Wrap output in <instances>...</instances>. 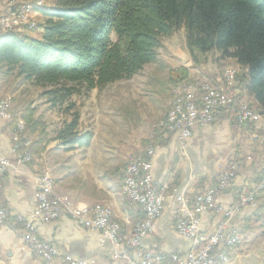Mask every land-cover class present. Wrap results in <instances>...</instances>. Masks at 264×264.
<instances>
[{"label": "trees", "instance_id": "trees-1", "mask_svg": "<svg viewBox=\"0 0 264 264\" xmlns=\"http://www.w3.org/2000/svg\"><path fill=\"white\" fill-rule=\"evenodd\" d=\"M40 10L46 19L37 36L0 33V72L49 87L43 95L53 106L133 77L156 61L163 36L185 27L193 66L202 65L212 52L234 59L246 69L243 90L264 117V0H54ZM189 70L179 66L171 71L173 88ZM231 112L234 117L235 108ZM23 118L26 135L40 136L32 151L43 150L45 128L35 110ZM79 126L75 112L53 139L66 150L87 149L94 133L81 132ZM156 138L161 137L156 133ZM257 210L264 226V206Z\"/></svg>", "mask_w": 264, "mask_h": 264}, {"label": "crops", "instance_id": "crops-1", "mask_svg": "<svg viewBox=\"0 0 264 264\" xmlns=\"http://www.w3.org/2000/svg\"><path fill=\"white\" fill-rule=\"evenodd\" d=\"M13 6L8 0H0V13L10 11ZM35 16L38 24L46 19L42 12H36ZM38 31L40 33L42 28ZM23 33L35 35L32 31ZM249 97L253 100L252 96ZM29 104L27 98H13L12 111L16 116L23 117L30 109ZM13 133L14 122L0 117V157L11 161L0 188V209L8 211V217L0 225V264H69L66 255L99 264H124L123 258L115 257L118 251L113 245L100 243L98 231L82 226L69 215H63L54 222L36 223L40 238L56 245L61 256L44 260L28 249L24 243L25 231L18 221L32 217L37 206V176L45 164L53 173V195L69 196L82 207L110 204L117 222L121 224L123 237H128L134 224L144 218V211L121 194L123 175L109 176L108 167L98 174L91 170L80 176L76 171L70 175L61 172L70 166L89 163L93 144L84 155L75 150L63 155L61 142L55 140L43 153L46 163L34 160L18 163L12 151ZM105 158L107 162L108 157ZM230 166L236 170L235 179L218 195L215 206L202 215L201 231L207 237L221 223H225L228 234L241 230L244 223L254 219L256 211H259L257 209L264 206L262 192L257 197L256 207L246 206L231 218L225 216V212L236 204L241 190L256 188L264 177V128L238 125L230 114L222 111L215 124L196 126L185 145L175 135L161 137L156 145L152 174L165 194V203L154 230L143 239L142 247L181 255L195 248L194 241L182 236L176 229L180 208L176 196L185 193L193 198L216 183L220 173ZM229 254L236 253L231 251Z\"/></svg>", "mask_w": 264, "mask_h": 264}, {"label": "built area", "instance_id": "built-area-1", "mask_svg": "<svg viewBox=\"0 0 264 264\" xmlns=\"http://www.w3.org/2000/svg\"><path fill=\"white\" fill-rule=\"evenodd\" d=\"M14 6L5 13H0V33L20 31L24 22L23 13L25 1L38 0H8ZM238 73L223 69L216 80L185 81L177 86L175 98L177 105H171L168 119L158 127L165 135H175L177 140L185 145L193 135L196 126L215 124L217 116L222 111L235 108L233 117L238 125H255L264 128L262 113H251V104L242 100V85ZM0 117L8 122H14L12 151L18 163L33 160V140L26 135V122L23 117L16 116L12 111V101L0 99ZM156 145L150 142L143 153L129 157L125 167L122 184L129 188V198L144 211V218L134 224L128 237L121 235V224H116V217L111 206L82 207L69 196L53 195L52 176L50 171H42L37 176V206L31 219L20 218L19 222L25 231L24 243L37 257L53 260L61 256L60 249L40 238L37 232V222H54L63 215H69L82 226L98 231L102 245H113L117 249L116 258H123L124 264H228V256L224 248H233L243 243V236L237 233L228 234L225 223L217 226L214 233L205 236L201 231L202 215L212 209L218 195L227 189L236 177V170L230 166L223 170L218 180L207 190L198 193L193 198L185 193L178 194L176 200L180 206L176 224L177 231L184 237L194 241L195 248L187 254H166L142 247L143 239L155 228L162 214L165 194L153 177V158ZM11 166L8 158L0 157V188L3 178ZM264 192V177L254 189L243 188L239 198L231 209L225 212L226 218H231L246 206H257V197ZM8 217L6 209H0V225ZM69 264H99L95 261L78 260L71 255L65 256Z\"/></svg>", "mask_w": 264, "mask_h": 264}, {"label": "rangeland", "instance_id": "rangeland-1", "mask_svg": "<svg viewBox=\"0 0 264 264\" xmlns=\"http://www.w3.org/2000/svg\"><path fill=\"white\" fill-rule=\"evenodd\" d=\"M41 1V8L43 5H52L54 2V0ZM31 2L34 1H29V4ZM40 9L30 11L29 13L32 14H28V19L35 24V28L30 30L25 26L27 23H23L20 26V32L32 31L34 36L39 34L40 24L35 14L41 12ZM220 57L219 52H212L206 56L202 65L194 67L187 47L186 29L182 27L171 35L162 37V45L158 49L155 62L145 65L129 79L110 83L101 89H94L88 95H75L69 101L53 106L47 101V96L43 95L49 87L44 88L33 81H26L16 74L7 76L0 72V98L3 97L1 99L6 101H10L8 97L11 101L13 98H27L30 103L29 108L35 110V118L45 128V134L42 136L45 139L41 145L43 150L33 149L34 161L46 163L43 159L46 147L55 141L53 137L57 131L71 121L73 113L78 112L80 114L79 130L81 132L90 130L94 133L91 141L93 144L91 161L75 167L70 166L61 172H67L70 175L76 171L80 176L90 173L91 170L98 174L106 171L108 167L109 176L117 175L118 177L122 174L124 177L130 156L143 153L150 142L157 145L160 138H156V133L162 138L169 137L161 134L158 127L170 110L176 87L173 88L169 80L171 71L176 67H189V74L185 81H212L220 76L223 69L226 68L227 71L235 69L236 73L240 72L238 80L242 85L241 99L251 104V111L259 113L260 110L255 107L252 99L251 102L249 93L243 90L242 81L246 69L234 59ZM71 104L73 106L69 108ZM227 113L232 114L231 111ZM27 136L33 141L40 138L38 134ZM60 149L63 150V155L74 150L84 155L88 148L66 150L63 147ZM41 171H50L53 177L51 168L46 164ZM70 178L74 179V177ZM121 194L123 195L122 192ZM98 205L111 206L108 203ZM232 233L242 235L244 240L238 246L223 249L228 256V264H264V226L258 217L254 215V219L244 223L241 230ZM231 251H235L236 254H229Z\"/></svg>", "mask_w": 264, "mask_h": 264}, {"label": "bare ground", "instance_id": "bare-ground-1", "mask_svg": "<svg viewBox=\"0 0 264 264\" xmlns=\"http://www.w3.org/2000/svg\"><path fill=\"white\" fill-rule=\"evenodd\" d=\"M41 6H42V1L41 0H38V2H35V1L34 2H31L30 4H29V1H25L24 5H23V13H29L30 11H37V10H39L41 8ZM24 22L27 23V24H25V26L28 29L32 30V29L35 28V24L33 22H30L29 21L28 14L24 15ZM231 73H236L235 69L234 70H231ZM171 105H177V98H175V93H174V96H173ZM254 112L251 111V113H254ZM167 119H168V114L165 117V119L160 123V126ZM127 162H129V160H127ZM124 175H125V173H124ZM52 186H54V179L53 178H52ZM121 192L123 193V195H125V197L129 198V188H127V186H124V184H122V186H121ZM116 224H118V223L116 222Z\"/></svg>", "mask_w": 264, "mask_h": 264}]
</instances>
